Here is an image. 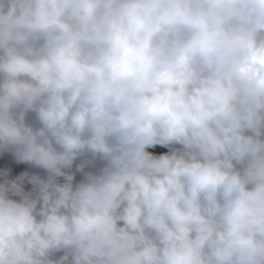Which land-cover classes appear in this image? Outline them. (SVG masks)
Listing matches in <instances>:
<instances>
[{
    "label": "clouds",
    "instance_id": "9594fccd",
    "mask_svg": "<svg viewBox=\"0 0 264 264\" xmlns=\"http://www.w3.org/2000/svg\"><path fill=\"white\" fill-rule=\"evenodd\" d=\"M0 264H264V0H0Z\"/></svg>",
    "mask_w": 264,
    "mask_h": 264
}]
</instances>
